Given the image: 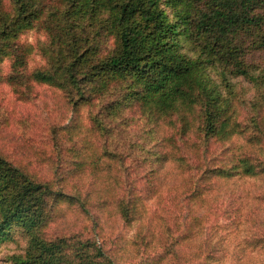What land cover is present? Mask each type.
I'll use <instances>...</instances> for the list:
<instances>
[{
  "label": "rangeland",
  "instance_id": "rangeland-1",
  "mask_svg": "<svg viewBox=\"0 0 264 264\" xmlns=\"http://www.w3.org/2000/svg\"><path fill=\"white\" fill-rule=\"evenodd\" d=\"M36 2L32 26L17 38L29 73L45 67L42 47L54 48L68 7L63 0ZM159 2L175 25L170 39L178 55L202 61L211 81L213 97L208 103L200 96L186 134L179 114L154 122L142 112L132 76L104 90L86 86L80 100L76 91L33 79L11 82L8 56L0 62V157L49 185L44 226L33 231L47 241L97 244L115 264H264V25L234 39L239 62L220 51L205 56V40L194 37L205 4ZM77 5L80 13L69 18L78 25L80 49L95 47L93 61L114 54L107 12L93 0ZM2 15L15 16L13 0H0ZM207 105L223 111L225 126L209 142L201 116ZM245 162L253 174L243 171ZM29 236L16 225L7 229L0 264H14Z\"/></svg>",
  "mask_w": 264,
  "mask_h": 264
},
{
  "label": "trees",
  "instance_id": "trees-1",
  "mask_svg": "<svg viewBox=\"0 0 264 264\" xmlns=\"http://www.w3.org/2000/svg\"><path fill=\"white\" fill-rule=\"evenodd\" d=\"M63 1L68 7L62 10L59 27L55 29L58 41L54 48L42 47L46 65L31 73L25 67V50H19L17 38L32 26L36 11L30 8L36 0H13L15 16L11 19L0 16V62L12 57L9 80L27 83L33 79L69 93L76 91L81 100L86 86L95 88L96 83V90H104L108 83L132 76L140 86L137 101L142 112L154 122L179 114L184 128L181 133L186 134L188 118L200 96L208 103L213 97L211 81L202 61L178 55L170 39L175 25L168 23L159 0H93L98 9L107 12L108 25L118 41L114 54L95 61L91 57L96 54L95 47L80 49L83 40L76 32L78 25L69 18L80 13L79 0ZM194 1L205 4L196 12L194 22L195 39L205 40L203 54L220 51L228 59L239 62L240 48L234 39L243 30L264 25V14H253L254 9L264 8V0ZM55 14L56 10H50L51 16ZM189 109L191 112H185ZM222 112L211 105L204 108L201 116L205 142L225 130ZM243 166L247 174L254 173L248 162ZM239 167L242 166H236ZM228 171L217 169L215 174L229 176ZM50 194L48 184L31 180L19 167L0 157V239H5L7 229L14 225L30 234L24 253L12 256L14 264H115L97 244L79 241L68 247L64 238L47 241L33 233L44 226L43 208ZM90 247L93 252L89 251Z\"/></svg>",
  "mask_w": 264,
  "mask_h": 264
}]
</instances>
